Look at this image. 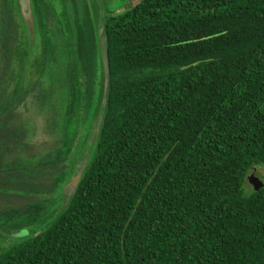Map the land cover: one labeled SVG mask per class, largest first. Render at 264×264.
I'll return each instance as SVG.
<instances>
[{
    "label": "trees",
    "instance_id": "1",
    "mask_svg": "<svg viewBox=\"0 0 264 264\" xmlns=\"http://www.w3.org/2000/svg\"><path fill=\"white\" fill-rule=\"evenodd\" d=\"M30 2L32 30L2 0L0 184L36 198L65 186L103 114L65 208L0 264H264V185L243 191L264 167V0H141L103 15L104 108L103 7ZM28 98L57 133L48 154H28L12 123ZM42 203L11 213L17 231L46 217Z\"/></svg>",
    "mask_w": 264,
    "mask_h": 264
},
{
    "label": "rangeland",
    "instance_id": "2",
    "mask_svg": "<svg viewBox=\"0 0 264 264\" xmlns=\"http://www.w3.org/2000/svg\"><path fill=\"white\" fill-rule=\"evenodd\" d=\"M95 1L103 7V15H108L109 13L113 15H119L136 5L141 0H94V2ZM4 14L5 11L3 10L2 0H0V21L5 18ZM96 20L97 16L94 12V21ZM11 33L12 35L16 36L21 33V27L17 20L14 22ZM5 64V61L0 58V80L3 78L2 73L4 72ZM9 89L11 88L9 87L7 90H5L6 94L8 91H10ZM6 94L3 92V86L0 85V108L4 107L5 99L6 97L8 98V95ZM13 118V124H18L25 127L26 135L24 141L28 145V154L30 151L37 152L39 154H48L51 149L57 147V133L48 134L46 132L44 126V116L41 112H39L38 108L35 106L32 100H30V98L26 99L24 104L17 107L13 113ZM10 131L11 130L9 129L6 134H8ZM96 134L97 120L93 124V128L89 133L87 142L81 146L78 152L75 150L72 152L74 160L77 161L75 168L77 165H81L90 155V150L93 140H95ZM1 140L6 141L5 137H2ZM19 154L21 156L25 155L23 153ZM249 175L251 181L253 183L256 181L257 184L254 187V185L251 182L249 183L246 178L245 182L243 183V191L246 195L251 194L257 189L263 187L264 168L262 167L257 170L253 169L249 172ZM61 184H57L53 191L45 192L46 196H41L39 198H36L37 196L26 195L27 193L24 192L23 189L16 188L18 187L16 183L10 187H4L0 184V254L5 252L7 249L16 246L21 241L30 238L34 234L45 230L48 224L51 222V219H53L65 208L70 198V190L68 187L64 188V185L61 186ZM37 202H43L40 207L43 205V211H48L46 217H42L41 219L37 220L35 224L31 225V227L27 226L17 231L15 226L17 224L18 217H16V214L11 213H13L15 209L25 208V206Z\"/></svg>",
    "mask_w": 264,
    "mask_h": 264
},
{
    "label": "water",
    "instance_id": "3",
    "mask_svg": "<svg viewBox=\"0 0 264 264\" xmlns=\"http://www.w3.org/2000/svg\"><path fill=\"white\" fill-rule=\"evenodd\" d=\"M96 3L98 6L100 5L98 2ZM18 4H19L20 15L23 18L25 24L27 25L28 30H32L33 17H32V8H31L30 0H18ZM102 12L103 11L99 9L98 39H99L100 58H101V63H102V68H103V77H104V85H103L104 95H103V102H102V106L104 108L106 104L105 96H106L107 84H108V79H109V67H108V57H107V46H106V40H105V30H104V25L102 24V16H103ZM102 114L103 112L101 111L100 116L98 117V120H97V133L99 132V128L101 125ZM85 166H86V159L81 165H77L76 171L73 173V175L69 178V181L67 182V184L64 186V188L68 187V189L70 190V195H72L75 192L76 188L78 187V184L81 181ZM260 168L262 167H255L254 169L257 170ZM247 180L249 181V183L251 182L254 185V187L257 184L256 181L254 183L251 181L250 175L247 176Z\"/></svg>",
    "mask_w": 264,
    "mask_h": 264
}]
</instances>
